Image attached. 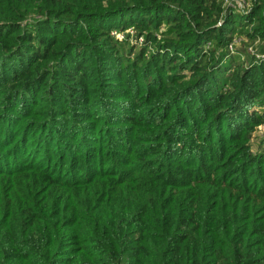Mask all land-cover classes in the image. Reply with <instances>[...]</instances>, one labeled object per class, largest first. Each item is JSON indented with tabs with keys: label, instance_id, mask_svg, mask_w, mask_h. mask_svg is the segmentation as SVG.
Returning a JSON list of instances; mask_svg holds the SVG:
<instances>
[{
	"label": "trees",
	"instance_id": "obj_1",
	"mask_svg": "<svg viewBox=\"0 0 264 264\" xmlns=\"http://www.w3.org/2000/svg\"><path fill=\"white\" fill-rule=\"evenodd\" d=\"M226 3L0 0V264H264V0Z\"/></svg>",
	"mask_w": 264,
	"mask_h": 264
},
{
	"label": "rangeland",
	"instance_id": "obj_2",
	"mask_svg": "<svg viewBox=\"0 0 264 264\" xmlns=\"http://www.w3.org/2000/svg\"><path fill=\"white\" fill-rule=\"evenodd\" d=\"M224 1L227 2L226 4H230V2H232V1H238V0H224ZM238 5H239V7H241L242 4L241 3H238ZM262 128H263V126L259 127V129H262ZM255 133H257V132H255Z\"/></svg>",
	"mask_w": 264,
	"mask_h": 264
},
{
	"label": "built area",
	"instance_id": "obj_3",
	"mask_svg": "<svg viewBox=\"0 0 264 264\" xmlns=\"http://www.w3.org/2000/svg\"><path fill=\"white\" fill-rule=\"evenodd\" d=\"M242 6V5H241Z\"/></svg>",
	"mask_w": 264,
	"mask_h": 264
}]
</instances>
